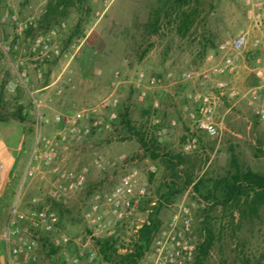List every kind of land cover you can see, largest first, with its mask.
<instances>
[{
    "label": "rangeland",
    "instance_id": "rangeland-1",
    "mask_svg": "<svg viewBox=\"0 0 264 264\" xmlns=\"http://www.w3.org/2000/svg\"><path fill=\"white\" fill-rule=\"evenodd\" d=\"M48 1L0 0V44H17L14 52L4 54L0 50V113L4 118L0 121V264H9L4 231L13 209H52L59 218V231L71 239L67 246L56 248L51 234L37 233V264H74L79 249L98 252V238L116 237L119 252H124L137 231L132 220L114 227H98L84 214L128 171L136 172L148 184L138 208L140 217L148 219L155 206L152 203H161V226L154 238L168 234L174 224L176 231H181L188 217L190 237L198 250L206 221L213 231V246L204 264H264V205L255 215L231 204L207 207L185 183L187 177L193 181L203 178L211 186L231 171L232 154L241 167L264 173V123L256 114L264 108V21L261 33L250 31L236 71L222 77L238 90V95L234 99L219 98V137L212 139L195 126L188 114L197 116L194 96L215 93L214 78L199 75L211 66L207 56L248 27L242 0H188L183 6L175 0H86L83 7L72 6L65 14L39 24ZM181 12L190 15V22L181 23ZM12 14L21 21L31 20L34 26L18 34L16 26L8 22ZM153 17L159 20L156 34L149 32L148 23ZM78 22L82 34L66 43ZM45 35L61 47L63 56L50 71L42 66L38 72L29 50L36 38ZM67 63L72 87L67 86L62 95H56L53 88L44 89ZM190 68L194 78L184 81L180 75ZM115 70L122 75L117 90L119 105L100 113L101 129L85 140L56 145L54 166L73 171L87 169L84 186L64 204L58 203L51 195L56 180L54 166L37 164L32 176L25 175L39 136L38 113L29 92L39 90L35 98L42 101V115H73L110 93ZM16 71L26 78V87L16 78ZM139 71L159 80L142 101L134 85ZM10 81L16 84L13 92L7 89ZM143 85L147 86L145 81ZM252 89L257 90L258 99L250 104L248 92ZM19 107L23 121L12 115ZM125 112L133 126L146 133L148 141H155L148 144L158 154L157 159L152 160L149 152L125 133L119 118ZM56 131L57 125L49 124L41 133L53 136ZM95 159L115 165L99 169ZM168 186L174 188V194L165 198ZM52 248L55 253L48 259L47 252ZM145 263L143 256L139 264ZM92 264L104 263L98 255Z\"/></svg>",
    "mask_w": 264,
    "mask_h": 264
},
{
    "label": "built area",
    "instance_id": "built-area-1",
    "mask_svg": "<svg viewBox=\"0 0 264 264\" xmlns=\"http://www.w3.org/2000/svg\"><path fill=\"white\" fill-rule=\"evenodd\" d=\"M246 8L248 27L241 30L231 41L220 43L216 50L207 56L211 66L206 71L199 74L203 79L214 78L213 89L215 93H204L194 96L197 104V116L189 113V119L195 126L208 137L216 139L219 137L220 122L217 120L216 113L220 97L234 99L238 95V90L222 77L233 74L236 71L238 57L242 54L247 45L250 31L262 32L264 21V0H242ZM11 26H16V32L34 26L31 20L21 21L16 14L8 18ZM54 33V32H53ZM34 44L29 50L33 66L38 72L41 67H48L52 62L59 60L63 53L61 47L52 39L50 35L39 36L34 40ZM260 43V40H256ZM17 44L7 46L0 44V50L4 54L14 52ZM260 62L259 59L256 60ZM68 63L63 66L61 71L53 78L49 85L44 89L53 88L56 95H62L67 86L72 87L71 78L68 70ZM51 69L54 66H51ZM16 78L26 87V78L23 74L16 71ZM40 76V74H39ZM184 81H191L194 78L192 68L181 73ZM122 75L119 70L112 73L111 91L95 105L76 111L73 115L54 114L52 116L42 115L40 110L42 101L35 98V93L39 90L29 92L34 107L38 113L39 136L36 139L34 149L26 170V177L32 176L35 168L42 164L44 167H52L57 157V143L68 144L87 139L93 132L99 131L103 122L99 118L102 111L110 107L119 105V95L117 90L122 83ZM135 86L138 89L139 100L142 101L147 95L150 87L156 85L159 80L155 76H146L139 71L135 74ZM146 82L147 86L143 85ZM10 92L15 91L16 84L10 81L7 85ZM250 94V104L258 99V92L252 89ZM256 114L264 123V108L257 110ZM49 124H56L57 131L53 136L43 135L41 130ZM94 165L99 169H106L115 165V162H102L94 160ZM56 174L53 184L52 198L58 203H65L66 199L75 191L81 189L86 182L87 169L79 171L63 170L54 166L52 170ZM148 184L145 180L138 177L136 172H126L119 182L102 197L97 198L89 212L84 214L85 219L100 226L114 227L118 222L132 220L138 230L146 223L147 218L138 215V208L142 199L146 197ZM155 205V203H152ZM187 213L186 210H184ZM59 218L55 211L48 207L33 208L26 212L13 209L8 218L4 240L8 247L6 258L9 264H37L39 260V250L36 241V234L44 232L51 234V243L56 248H63L70 244L71 239L62 234L58 229ZM174 224L172 231L168 234H159L154 238L152 247L144 254L145 264H193L195 261L197 245L190 237V218L185 217L182 222V230L176 231ZM110 234V232H109ZM98 256L96 249L85 252L79 249L75 254L72 263L92 264Z\"/></svg>",
    "mask_w": 264,
    "mask_h": 264
},
{
    "label": "trees",
    "instance_id": "trees-1",
    "mask_svg": "<svg viewBox=\"0 0 264 264\" xmlns=\"http://www.w3.org/2000/svg\"><path fill=\"white\" fill-rule=\"evenodd\" d=\"M86 0H49L45 6V12L39 20V24L48 23L51 17L61 16L65 14L66 10L72 6H84ZM188 0H175L179 6L185 5ZM181 23L190 22V15L181 12ZM158 17H153L148 23L149 32L156 34L158 31ZM81 24L78 22L68 35L67 42L71 43L72 40L82 34ZM30 30L27 31L29 33ZM68 45V44H66ZM55 61L51 64L54 66ZM50 65L47 71H50ZM18 121H23L21 107L17 108L12 114ZM120 123L124 126L125 133L130 134L138 142L141 149L149 152V157L152 160L157 159L158 154L149 149V142L146 133L133 126L131 120L128 118L127 112L119 116ZM0 121L4 118L0 113ZM154 140L150 143L154 144ZM178 158L179 156H175ZM231 171L226 176L214 180L211 186H208L203 178L193 181L187 177L186 185H191L192 192L199 199L203 200L207 207L213 205L231 206L237 209H245L250 214H256L258 207L264 205V173L256 172L251 169H245L240 166L237 157L232 154L230 158ZM174 194V188L168 186V192L163 197L169 198ZM161 203L155 204L152 208L153 211L148 216L145 224H143L132 236V242L129 248L124 252H119L117 247L116 237L98 238L95 240L98 248L99 261L104 264H139L145 252L149 250L154 236L158 232L161 221L158 218V213ZM242 210V209H241ZM244 212V211H243ZM203 228L205 236L203 241L198 246L197 255L193 264H204L208 254L213 246V231L210 225L204 221ZM55 253L52 248L47 252V258L51 259Z\"/></svg>",
    "mask_w": 264,
    "mask_h": 264
},
{
    "label": "water",
    "instance_id": "water-1",
    "mask_svg": "<svg viewBox=\"0 0 264 264\" xmlns=\"http://www.w3.org/2000/svg\"><path fill=\"white\" fill-rule=\"evenodd\" d=\"M46 264H50V262H49V261H47V262H46Z\"/></svg>",
    "mask_w": 264,
    "mask_h": 264
}]
</instances>
